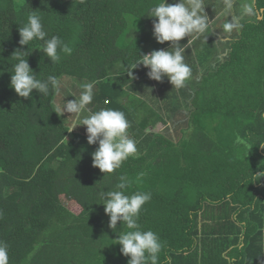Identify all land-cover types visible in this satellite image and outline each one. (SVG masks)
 <instances>
[{
    "label": "trees",
    "instance_id": "1",
    "mask_svg": "<svg viewBox=\"0 0 264 264\" xmlns=\"http://www.w3.org/2000/svg\"><path fill=\"white\" fill-rule=\"evenodd\" d=\"M158 2L0 0V241L9 264H127L116 240L129 229L119 221L115 232L108 227L100 197L121 176L129 181L126 195L151 193L138 223L160 238L158 264H264V0H255L262 19L247 25L253 40L201 78L192 69L180 89L167 77L149 79L142 65L132 72L144 76L128 82L139 55L170 47L152 35L155 18L147 13ZM33 11L71 55L58 50L53 62L43 41L19 44V27ZM17 49L28 52L37 79L60 80L59 94L15 93ZM77 78L79 94L82 84L97 82L91 112L111 103L128 111L137 152L112 174L93 167L98 145L87 143L86 126L70 131L72 122L55 112L62 84ZM167 122L175 134L158 132ZM201 243L210 250L199 262Z\"/></svg>",
    "mask_w": 264,
    "mask_h": 264
},
{
    "label": "clouds",
    "instance_id": "2",
    "mask_svg": "<svg viewBox=\"0 0 264 264\" xmlns=\"http://www.w3.org/2000/svg\"><path fill=\"white\" fill-rule=\"evenodd\" d=\"M79 3L83 5L86 0H79ZM233 7L234 0H223V12L231 17V20H226L223 25L228 32L241 27L242 16L254 14V3L245 4L241 16L232 15ZM204 9V0H178L174 4L159 0L152 6L147 13L149 17L155 18L152 35L159 44L165 42H171V44L168 49L153 50L150 53L139 55V58L128 68L129 77L135 78L132 69L142 65L148 69L146 75L149 79L162 82L167 77L174 88L184 87L185 82L192 75L190 66L185 63V50L190 39L184 45L179 42L185 37L194 40L206 32L210 20ZM19 35L21 46H28L34 41H43L42 51L53 62L60 59L58 50L67 55L72 54V48L59 36L48 37L41 17L36 11L28 15L23 27H19ZM27 55L28 52L19 49L12 54L17 62L11 67L10 87L23 98H30L34 89L44 96H47L50 90L59 94L60 80L53 75H49L47 80L37 79L25 58ZM96 83V81H91L82 84L83 90L79 98L65 101L64 105L55 112L57 114L67 112L77 117L72 121L70 131L80 125L86 126L87 143L98 145L92 153V165L105 176V174L115 172L124 161L136 154L137 142L129 136L130 124L124 112L111 108H101L99 111L91 112L88 108L94 98ZM84 112L89 114L80 118ZM128 184L127 178L121 176L120 182L115 186L116 190L100 193L105 214L110 218L108 227L115 232L119 221L129 229L119 234L116 240L120 245V253L129 257L127 264H158L159 253L162 250L160 238L152 230H141L138 223L140 212L143 206L150 201L151 193L137 191L132 195H126L124 190ZM0 264H9L8 247L3 241H0Z\"/></svg>",
    "mask_w": 264,
    "mask_h": 264
},
{
    "label": "crops",
    "instance_id": "3",
    "mask_svg": "<svg viewBox=\"0 0 264 264\" xmlns=\"http://www.w3.org/2000/svg\"><path fill=\"white\" fill-rule=\"evenodd\" d=\"M204 1L206 4L204 12L210 20L208 29L194 40L185 37L179 42L181 45H184L187 43L188 39H190V43L185 50V63L191 67V70H195L198 78L206 75L207 71L218 68L227 60H231L232 56L236 55V47L242 45V42L246 41L245 44H248L249 41H252L253 38H248L251 30L247 25L253 23L255 19H262V17L259 16V11L254 7L253 15L241 17V27H239V29L228 32L224 29L223 25L226 20L230 21L231 17H228L223 12V0ZM176 2H178V0H175V3ZM250 3L255 4V0H234V13H232V15L241 16L243 6ZM242 61L246 62L247 60L243 57ZM209 250V243L205 246H203L202 243L200 244L198 248L199 262L203 260L204 251L209 252Z\"/></svg>",
    "mask_w": 264,
    "mask_h": 264
},
{
    "label": "rangeland",
    "instance_id": "4",
    "mask_svg": "<svg viewBox=\"0 0 264 264\" xmlns=\"http://www.w3.org/2000/svg\"><path fill=\"white\" fill-rule=\"evenodd\" d=\"M204 5H206V4H205V1H204ZM254 7H255V4H254ZM232 13H234V9L232 10ZM146 70H147V69L145 68L144 72H145ZM147 71H148V70H147ZM141 74L144 76V74H143V73H140V72H139V74H134L133 76H134L135 78H133L132 80H130V81H128V82L131 83V82H133L135 79L140 78L139 76H140ZM76 81H77V82H75V81H73V80H71V79H67V80L64 81V83L62 84V93H61V97H60L59 99L56 100V105H57L58 108H61V107L64 105L65 101L68 100V98H69V96H67L68 93H72V92H73V94H74L75 96H78V97L80 96L81 93L79 94V92H76V89L74 88L75 85H80V80L77 78ZM128 82H127L126 84H124L122 88H127L126 85L129 84ZM78 91H79V90H78ZM132 94H134V92L129 93V95H127V97H128V98L132 97ZM69 95H70V94H69ZM157 95H159V92H157ZM143 98H145V100H146V102H147L148 104H151V102H150V98H148V97H143ZM128 104H129V103H128ZM113 106H114V107H113ZM112 107H113V108H112ZM108 108L122 111V112H124L126 118L129 117L128 111H127L126 109L120 107V106L117 105L116 103H111V104H109V107H108ZM62 115L67 116V120H69L70 122H72L74 119H77V117H76L75 115H72V116H71V114H70V113H67V112H64ZM83 115H84V113L81 114L80 118H82ZM84 116H86V115H84ZM127 120H128V119H127ZM71 124H72V123H71ZM182 127L184 128L183 125H182ZM76 128H77V127H76ZM173 129H174L173 124H170V123L167 122V123H165L164 125H162L161 127H159L158 132L175 134V133L172 132ZM185 131L188 132L187 130H185ZM62 200H63V203L65 204V206H66L68 209H70L71 211H73V212L76 213V214H78V213L80 212V208H79L76 204L70 202L69 200H66V198H64V197L62 198Z\"/></svg>",
    "mask_w": 264,
    "mask_h": 264
}]
</instances>
